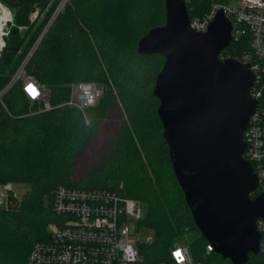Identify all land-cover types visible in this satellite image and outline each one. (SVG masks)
Returning <instances> with one entry per match:
<instances>
[{
    "label": "trees",
    "instance_id": "1",
    "mask_svg": "<svg viewBox=\"0 0 264 264\" xmlns=\"http://www.w3.org/2000/svg\"><path fill=\"white\" fill-rule=\"evenodd\" d=\"M0 1L13 11L16 23L0 55L1 90L60 0ZM185 1L193 20L229 0ZM36 8L45 17L32 22ZM164 23V0H69L49 25L25 69L49 92L52 108L32 111L30 102L37 101L28 99L20 82L0 102V185L30 187L10 207L0 208V264H27L32 247L50 238L48 226L59 219L54 194L61 186L116 190L140 201L145 214L139 226L150 228L153 237L139 244L142 259L136 264H176L171 255L175 240L197 226L174 174L157 113L160 101L153 94L165 57L137 53L139 40ZM251 41L247 30L233 38L221 57L241 59L253 51ZM80 82H94L103 90L89 109L90 124L78 108L65 104ZM259 89L264 106V79ZM116 105L125 121L110 148L80 172L81 158ZM260 193L257 188L251 196ZM207 244L201 235L186 245L201 264H233L208 252ZM245 264H264V251L250 253Z\"/></svg>",
    "mask_w": 264,
    "mask_h": 264
},
{
    "label": "water",
    "instance_id": "2",
    "mask_svg": "<svg viewBox=\"0 0 264 264\" xmlns=\"http://www.w3.org/2000/svg\"><path fill=\"white\" fill-rule=\"evenodd\" d=\"M165 1V23L138 42L139 54H162L153 94L176 179L201 235L216 253L245 264L260 253L264 194L244 157V131L259 106L249 63L222 58L233 23L219 8L207 29L192 28L185 0Z\"/></svg>",
    "mask_w": 264,
    "mask_h": 264
},
{
    "label": "built area",
    "instance_id": "3",
    "mask_svg": "<svg viewBox=\"0 0 264 264\" xmlns=\"http://www.w3.org/2000/svg\"><path fill=\"white\" fill-rule=\"evenodd\" d=\"M69 0H60L49 18L45 28L33 47L0 90V102L3 96L17 83L31 101H46L48 91L25 69L28 59L35 51L49 25L64 10ZM223 8L233 23V38L251 32L253 51L243 54L239 59L249 63L256 75L251 89L253 97L259 100V86L264 79V0H229L216 3L202 18L191 19V26L204 32L216 11ZM39 8L30 14L33 22L40 19ZM16 26L13 11L0 1V55L7 46V39ZM20 30L25 29L19 26ZM67 105L78 108L90 124L89 109L93 107L103 93L101 86L94 82H80L72 89ZM246 148L244 157L249 160L258 176L261 193L264 194V106H259L244 131ZM12 183L0 185V208H8L17 197L10 188ZM143 204L133 198L123 196L116 190L80 189L61 186L54 194V211L59 219L49 224L50 238L37 242L31 249L27 264H136L142 259L139 244L143 241L139 233L143 227L139 221L144 216ZM257 227L261 233L260 251H264V219L258 218ZM207 244V251H213ZM171 255L176 264H201L191 254L187 245L174 244ZM157 264H166L165 262Z\"/></svg>",
    "mask_w": 264,
    "mask_h": 264
},
{
    "label": "rangeland",
    "instance_id": "4",
    "mask_svg": "<svg viewBox=\"0 0 264 264\" xmlns=\"http://www.w3.org/2000/svg\"><path fill=\"white\" fill-rule=\"evenodd\" d=\"M44 13L45 12L43 11L42 13L43 15L40 19L45 17ZM75 85L76 84L72 86V89ZM30 108L32 109V111H39V112L51 109L52 106L50 105L49 102V95L46 101L41 100L39 102H36V105H34V102H30ZM124 121H125V117L122 112V109L120 108L119 105H116L111 111L109 117L105 119L103 122H101L102 124L99 126V133L90 142L86 155H84L81 158V167L79 169V171L81 170L80 172L85 171L88 165H90L91 162L93 163L94 160L98 157V155L103 153L106 149L110 148L119 126ZM10 188L13 190V192L16 194L17 197H21L29 190L30 187L29 185L21 182H13L10 185ZM144 214H145V210H144ZM199 236H201L200 230L198 228H193L188 232H186L184 236H181L178 239H176L175 244L186 245L192 242L193 240L197 239ZM139 237L142 240L150 241L153 237V232L150 228L143 227L142 231L139 233Z\"/></svg>",
    "mask_w": 264,
    "mask_h": 264
}]
</instances>
